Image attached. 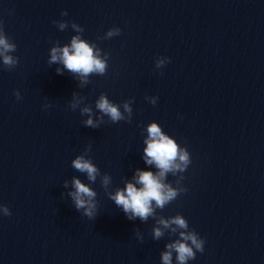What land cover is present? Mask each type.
Wrapping results in <instances>:
<instances>
[{
    "label": "clouds",
    "instance_id": "clouds-1",
    "mask_svg": "<svg viewBox=\"0 0 264 264\" xmlns=\"http://www.w3.org/2000/svg\"><path fill=\"white\" fill-rule=\"evenodd\" d=\"M61 15H67L62 12ZM57 27L63 30L67 27V21H55ZM72 27L77 32H83L84 29L72 22ZM121 29L118 27L110 28L103 39L118 36ZM95 46L90 45L79 35L72 37L70 46L53 47L50 50L49 64L62 63L64 68L69 72L79 74L82 78V83H87V77L90 74L96 73L104 75L108 69L107 54L106 58L102 59L99 55V50L94 51ZM16 51V44L12 42L11 38L6 35L2 25H0V58H2L3 65L11 70L18 64V57H13L9 53ZM170 62L167 57H159L156 59L155 65L157 69L162 68L166 63ZM57 73L62 74L61 69L57 68ZM17 100L21 99L19 91L15 92ZM151 104L155 105L157 97H145ZM132 100L123 102L124 112L127 117L120 111L119 105L112 103L105 95H101L96 102V107L105 115H107L113 123L119 121H130L132 118ZM48 107V105H45ZM75 104L71 105L74 110ZM83 113H91V108L85 107L81 109ZM102 122V121H101ZM85 126L98 128L99 124L95 123L91 116L84 121ZM148 139L145 141L146 148L145 162L147 164H154L158 173L154 174L152 171L137 170L135 176V183L127 182L123 189H118L115 194H109V198L115 202L116 206L121 208L129 220L139 218L141 221H146L149 216L153 215V202L159 208H164L166 204L175 201L182 193L187 192V189L182 185L183 176L177 182L178 187H172L163 183L166 174L171 172L174 175L184 173L191 163V156L186 147H182L174 138L165 134L161 126L152 122L147 126ZM91 150L89 145L86 152ZM72 166L81 173H86L87 178L91 182H95L97 176L100 175V169L94 165L90 159H86L84 155L77 156L72 161ZM110 182V177L104 175L101 178L103 186H107ZM74 192H70L75 208L77 211L83 210L82 215L94 219L97 215V204L95 197L97 193L80 179L73 178L72 181ZM139 185V187H137ZM67 186V182H65ZM0 213L4 216H11L12 213L7 206L0 205ZM164 228H172L173 233H178V238L166 245L167 251L162 253L163 264H172L173 253L176 254L177 264H188V261L196 258V253H203L205 240L192 228L189 227L188 220L181 214L175 215L171 220H160ZM139 235V234H138ZM163 235L160 228L153 230V238L159 239ZM142 240V237L140 238Z\"/></svg>",
    "mask_w": 264,
    "mask_h": 264
}]
</instances>
